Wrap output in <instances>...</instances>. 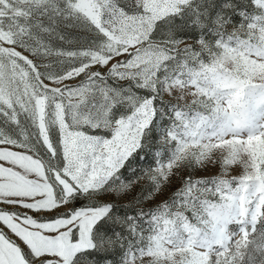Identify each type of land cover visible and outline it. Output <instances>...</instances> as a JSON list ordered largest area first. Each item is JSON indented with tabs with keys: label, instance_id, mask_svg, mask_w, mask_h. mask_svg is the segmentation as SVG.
<instances>
[{
	"label": "snow or ice",
	"instance_id": "snow-or-ice-1",
	"mask_svg": "<svg viewBox=\"0 0 264 264\" xmlns=\"http://www.w3.org/2000/svg\"><path fill=\"white\" fill-rule=\"evenodd\" d=\"M0 264H264V0H0Z\"/></svg>",
	"mask_w": 264,
	"mask_h": 264
},
{
	"label": "rangeland",
	"instance_id": "rangeland-1",
	"mask_svg": "<svg viewBox=\"0 0 264 264\" xmlns=\"http://www.w3.org/2000/svg\"><path fill=\"white\" fill-rule=\"evenodd\" d=\"M189 42H191V38H189ZM72 83H75V81H72ZM147 163H149L148 160L144 161V164ZM191 171L194 177H210V176L223 174V166L222 163L219 162V154L213 156V163L207 164L203 168H198ZM242 173H243V167L240 164L231 165L227 169L228 176H238L241 175ZM177 184L178 181L176 179H173V187H175ZM138 191L139 189H136L132 193L124 196L121 200L118 201V205H123L131 201ZM104 199H113V197H104ZM160 199H163V197H157V201ZM155 202L156 201H153V203Z\"/></svg>",
	"mask_w": 264,
	"mask_h": 264
}]
</instances>
